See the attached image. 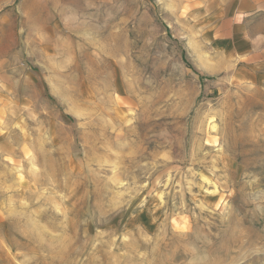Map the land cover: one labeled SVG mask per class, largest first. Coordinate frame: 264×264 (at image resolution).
<instances>
[{
    "label": "rangeland",
    "instance_id": "374dc122",
    "mask_svg": "<svg viewBox=\"0 0 264 264\" xmlns=\"http://www.w3.org/2000/svg\"><path fill=\"white\" fill-rule=\"evenodd\" d=\"M0 264H264V0H0Z\"/></svg>",
    "mask_w": 264,
    "mask_h": 264
}]
</instances>
